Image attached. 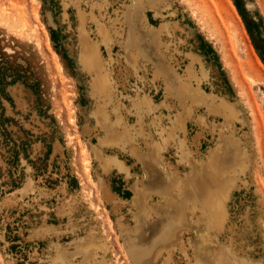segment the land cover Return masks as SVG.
Returning a JSON list of instances; mask_svg holds the SVG:
<instances>
[{
    "label": "rangeland",
    "instance_id": "obj_1",
    "mask_svg": "<svg viewBox=\"0 0 264 264\" xmlns=\"http://www.w3.org/2000/svg\"><path fill=\"white\" fill-rule=\"evenodd\" d=\"M135 1L0 0V264H165L169 255L170 264H206L215 250L264 264V0H143L148 29L124 14ZM128 16L146 50L136 64ZM82 31L98 49L95 67L82 62ZM156 31L172 56L167 74L150 47ZM102 72L106 95L93 85ZM177 74L199 89L196 102L180 93ZM221 101L233 114L213 111ZM237 148L244 165L228 174L227 220L207 230L211 219L193 209L184 180L213 151ZM112 155L128 172L105 166ZM166 174L176 181L169 194ZM180 208L187 224L172 222Z\"/></svg>",
    "mask_w": 264,
    "mask_h": 264
},
{
    "label": "bare ground",
    "instance_id": "obj_2",
    "mask_svg": "<svg viewBox=\"0 0 264 264\" xmlns=\"http://www.w3.org/2000/svg\"><path fill=\"white\" fill-rule=\"evenodd\" d=\"M142 1L143 0H136L135 1V6H134V8L132 9V10H130L129 12H124V14L126 15L127 13V15H130L131 17H133V19H134V21H135V17H136V19L138 18L139 20V25H146V24H142L143 23V21H144V17H142L141 15H140V12H142V10H143V5H142ZM161 1L162 0H149V2L151 3V5H153V6H158V4L159 3H161ZM93 5H97V6H99V7H101L100 5L101 4H99V2H94V4ZM92 5V6H93ZM103 5V4H102ZM96 7V6H95ZM101 9H103V8H101ZM123 10V9H122ZM82 11V10H81ZM101 11V10H100ZM121 11V10H120ZM83 13V12H82ZM82 13H80L81 15H83ZM100 13V12H99ZM67 14V13H66ZM123 13H122V15H124ZM144 14V13H143ZM157 14H158V12H157ZM92 15V14H91ZM94 15V14H93ZM92 15V16H93ZM145 15V17H146V14H144ZM104 16V15H103ZM106 16V15H105ZM104 16V17H105ZM130 16H128L127 18H129ZM101 17V16H100ZM130 17V22H132L131 23V25L133 24V23H138V21H135V22H133V21H131V18ZM94 18V17H93ZM110 18V17H109ZM108 18V19H109ZM126 18V17H125ZM102 19V18H101ZM112 19V18H111ZM120 19V18H119ZM132 19V20H133ZM100 21V20H99ZM123 21V20H122ZM146 21V20H145ZM144 21V22H145ZM98 23V22H97ZM103 23V22H102ZM102 23H98V32H99V34H100V36H102L103 38H104V40L105 39H107V37L109 36V31H111V30H109V28H108V26H106V25H104V24H102ZM114 23V22H113ZM135 23V24H136ZM146 23V22H145ZM121 24V23H120ZM126 24V23H125ZM131 25H130V28H131ZM138 25V26H139ZM167 24H164L163 26H161L162 28V30L163 29H167V27L168 26H166ZM133 26V25H132ZM149 26V25H148ZM147 25L146 26H142V28L143 29H148V28H145V27H148ZM97 27V26H96ZM119 28V27H118ZM118 28H116V29H114V31L115 32H117V33H119V29ZM120 28H121V26H120ZM134 28H137V24H136V26L135 27H133V29H132V31H130V37L128 38V40H127V47H128V49L130 50V49H133L132 51H130L129 52V56L130 57H132V58H134V59H132L133 61L135 60V64H136V57H137V55L136 54H138V55H143L144 57H145V52H146V50H145V48H144V50H145V52H142V47H143V45H142V43H141V38H139L138 36H136V32L134 31ZM152 28V27H151ZM111 29V28H110ZM131 30V29H130ZM138 30V29H137ZM152 30V29H151ZM155 30V29H154ZM158 30V29H157ZM161 30V31H162ZM113 31V32H114ZM125 31H126V29H125ZM86 31H82L81 32V38H82V46H83V54H82V62H84V64H85V66L86 67H88V68H91V67H93L95 64H98V63H100L99 61H100V59L98 58V51H96V50H98V49H96L95 47H96V45L95 44H93L92 42L90 43V42H87V37H86V33H85ZM153 32V31H152ZM152 32H150V33H152ZM155 32V31H154ZM121 33H123L122 31H121ZM120 33V34H121ZM141 33V32H140ZM88 34V33H87ZM155 36H154V40L152 41V42H150L153 46H150L151 48H153L154 49V51H156V53L161 57V59L160 60H158V62H157V64H158V66L159 67H162V68H164L165 70H163L164 72H166V74L167 73H170V72H172V69H171V67H170V65H169V63L167 62V60L165 59V57H164V54H163V47L166 45L165 43H167V42H163L162 40H161V38H160V32L158 31H156V34L155 33H153ZM152 35V34H151ZM89 36V35H88ZM101 37V38H102ZM145 37V36H144ZM100 38V39H101ZM124 38V37H123ZM148 38H150V37H148ZM147 38V39H148ZM90 39V38H89ZM115 39V38H114ZM149 40V39H148ZM98 41V40H97ZM146 42V41H145ZM105 43H107V42H105ZM110 43V42H109ZM119 43H120V41H119ZM97 45H98V43H96ZM145 44V43H144ZM104 45H106V44H104ZM145 46V45H144ZM148 46H149V44H148ZM98 47V46H97ZM110 47V46H109ZM111 48V47H110ZM107 49V48H106ZM109 49V48H108ZM100 50V49H99ZM108 51V50H107ZM148 53V52H147ZM102 54V53H101ZM109 54V53H108ZM127 54V53H126ZM149 54V53H148ZM100 55V54H99ZM110 56V55H109ZM110 58V57H109ZM102 59V58H101ZM105 59V58H104ZM114 59V58H113ZM127 59H129V58H127ZM152 59V58H151ZM108 60V59H107ZM140 60V59H139ZM142 60V59H141ZM106 61V60H105ZM105 61H103V63L105 62ZM131 61V60H130ZM145 61V60H144ZM143 61V62H144ZM147 61V60H146ZM148 62V61H147ZM102 63V62H101ZM108 63V62H107ZM142 63V62H141ZM151 63V62H150ZM131 65V64H130ZM98 67H101V66H99V65H97ZM96 66V67H97ZM103 66V65H102ZM112 66V65H111ZM95 67V66H94ZM108 67V66H107ZM147 67V66H146ZM149 67V66H148ZM145 68V67H144ZM94 69V68H93ZM96 71V70H95ZM98 71H100L99 69H98ZM106 71H107V69H106ZM122 71V70H121ZM155 72H156V70H154ZM162 71V72H163ZM97 72V71H96ZM101 72V71H100ZM111 72V71H110ZM103 73V72H102ZM100 73V75H99V78H98V74L96 75L97 76V78L95 79L96 81H95V84H93V85H95V88L97 89H99L100 91H102L103 92V94H105L106 92H105V87H107V83L109 82V81H107L108 80V74L107 73ZM109 73V72H108ZM123 73V72H122ZM157 73V75L156 76H160V73H158V72H156ZM154 74V73H153ZM161 74H163V73H161ZM188 74L190 75V76H192V77H195V78H197L198 77V73L192 68V66H191V64L188 66ZM112 76V75H111ZM123 78V77H122ZM111 79H112V77H111ZM113 81V80H112ZM175 81H176V84L178 85V87H179V89H180V93H185V94H188V96L191 98V100H194L195 102H196V99H198V97H196V95H200V91H199V89L196 87V85H194L193 84V82H188V81H185L184 80V78H182L181 77V75H178L177 74V76L175 75ZM117 83V82H116ZM173 83V82H172ZM170 85H173V84H170ZM177 87V88H178ZM109 88V87H108ZM174 87H172V89H173ZM175 89V88H174ZM109 90V89H108ZM168 90H170V88L168 89ZM178 90V89H177ZM115 91V90H114ZM175 91H176V89H175ZM105 92V93H104ZM121 92V91H120ZM116 94H117V92H115ZM170 93H172L171 91H170ZM107 94V93H106ZM105 94V95H106ZM121 94V93H120ZM202 94V93H201ZM178 95V93L176 94V96ZM118 96V95H117ZM123 96V95H122ZM144 96H146V95H144ZM147 97V96H146ZM143 98V99H141V101H140V103H142V101L144 102V104L146 103V104H148L149 106H151L152 107V105H150V104H153L152 103V101L151 100H149L148 99V97L147 98ZM187 97V96H186ZM188 97V98H189ZM200 97V96H199ZM206 97V96H205ZM213 97V96H212ZM214 97H216V96H214ZM120 98V97H119ZM108 99V98H107ZM187 99V98H186ZM118 100V99H117ZM140 100V99H139ZM119 101V100H118ZM116 102V101H115ZM121 102V101H120ZM119 102V103H120ZM111 103H113V102H111ZM118 103V104H119ZM124 104V103H123ZM212 106H213V104H215V98H212V103H210ZM217 105V106H216ZM216 105H214V106H216V110H213V111H219V109L225 114V115H227V116H230L231 114H233V112H234V108H232L228 103H226V102H223V101H221L219 104H216ZM101 106V105H100ZM103 107V106H102ZM102 107H100L99 108V110H98V112H103V108ZM154 107V106H153ZM116 108V107H115ZM187 108V107H186ZM210 108V107H209ZM214 108V107H213ZM116 109H118V108H116ZM153 109V108H152ZM120 110V109H119ZM121 111V110H120ZM187 111V110H186ZM108 114V113H107ZM97 115H99V117H100V115H102V114H97ZM123 116V115H122ZM102 117V116H101ZM105 119V118H104ZM122 119H123V117H122ZM102 121V120H101ZM123 121H124V119H123ZM181 122H182V120H180ZM104 122V121H103ZM109 124V123H108ZM117 124V123H116ZM115 124V125H116ZM119 124H121V123H119ZM125 124V123H124ZM111 125V124H110ZM114 125V124H113ZM127 125V124H126ZM122 126V125H121ZM125 126V125H124ZM110 128V127H109ZM174 128V127H173ZM124 129H125V127H124ZM112 130V129H111ZM113 132V131H112ZM108 133V132H107ZM110 134V133H109ZM112 134V133H111ZM114 134V133H113ZM113 134H112V136H113ZM125 134V133H124ZM114 135H116V134H114ZM220 135H221V133H220ZM125 136V135H124ZM129 136V135H128ZM109 137H111V135L109 136ZM106 138H108V137H106ZM220 138H221V136H220ZM107 140V139H106ZM130 140V139H129ZM111 141H116L117 143H119L120 144V142L121 143H127V139H125V140H123V139H121V140H117V138H115V140H112L111 139ZM181 144L183 145V146H185L186 144L184 143V141H182L181 142ZM161 142L160 143H156L155 144V146H156V148H155V151L157 150H159L158 149V147H160L161 148ZM152 148H153V146H152ZM188 148V147H187ZM197 149V148H196ZM162 150V149H161ZM187 150V149H186ZM188 150H189V148H188ZM156 151V152H157ZM184 152V151H183ZM189 152V151H188ZM192 152V151H191ZM185 153V152H184ZM158 154H159V152H158ZM187 155V154H186ZM191 155V154H190ZM162 156V155H161ZM188 156V155H187ZM243 156H244V153L242 152V150L240 149V148H237L236 150H233V151H231V152H229V153H225V152H222V153H218L217 151H213V153L209 156V159L208 160H206V161H202L201 160V163H195L194 164V166H193V169H192V172H191V174H190V176H188L187 177V179L186 180H184L185 181V183H186V185H187V192H188V195L187 196H189V201L192 203V205H193V209L194 208H196L197 206L198 207H200L202 210H204L205 211V213H206V215H207V217H210V219L211 220H208L207 222H206V226H205V228L207 229V230H210L212 227H211V224L212 223H214L215 225L217 224V226L218 225H223V224H225V222H226V220H227V212H226V209H225V201H226V199H228L227 198V195L229 194L228 193V191H229V188L231 187V184L233 183L232 182V177L230 176H228V174L230 173V172H233V171H235L236 170V168L238 167V166H243L244 165V161H243ZM99 157H100V155H99ZM189 157V156H188ZM196 158V157H195ZM154 159H156L157 161H159L161 158H160V156H156V154H154ZM196 161H197V159H196ZM199 161V160H198ZM103 162H105V166H108L109 164H116L119 168H121V169H124L126 172H128V167H126L125 166V164H124V162L123 161H120L119 160V158L117 157V156H110V157H106V158H104V161ZM171 163V162H170ZM172 165V164H171ZM128 166V165H127ZM167 166V165H166ZM203 168L202 169V172L201 171H199V170H197L198 168ZM167 168V167H166ZM166 171V170H165ZM166 173V172H165ZM176 173V172H175ZM167 175V174H166ZM164 176L165 177V179L166 180H168L165 184H164V192L166 193V194H169L174 188H175V186H176V181L175 180H173L172 179V177H171V179L169 180L168 178H169V174L167 175V176ZM173 176V175H172ZM174 177H176V176H174ZM180 177V176H179ZM179 179V178H178ZM165 180V181H166ZM180 180V179H179ZM157 183V182H156ZM167 188H168V191H167ZM155 191V190H154ZM145 193H146V190H143L142 191V193H140V196H141V199H140V209H141V216H144V217H146V214L148 215L149 213H148V211H149V209H150V205L148 206L147 204H146V202H145V198L147 197V196H145ZM150 194V193H149ZM161 194V193H160ZM174 195V194H173ZM177 195V194H176ZM186 195V194H185ZM186 196V197H187ZM229 196V195H228ZM181 197V196H180ZM172 199L171 200H174V198L176 199V201H177V198L175 197V195H174V197H171ZM184 198V197H183ZM147 200V199H146ZM182 200H184V199H182ZM148 201V200H147ZM176 201H175V203H176ZM180 201V198L178 199V202L177 203H179L180 205H181V202H179ZM172 202V201H171ZM183 202V201H182ZM148 203V202H147ZM173 203V202H172ZM174 203V204H175ZM178 204H176V206H177ZM227 205V204H226ZM152 206V205H151ZM156 206V205H155ZM190 206H191V204H190ZM173 207H175V205L173 206ZM179 207H181V206H179ZM178 207V208H179ZM186 207H188V206H186ZM185 207V208H186ZM152 208V207H151ZM171 209H172V206L170 207ZM199 208V209H200ZM156 209V208H155ZM188 209H189V207H188ZM193 209H191V210H193ZM183 210V209H182ZM152 212V211H151ZM181 212V208L178 210V217L176 218L177 220L176 221H172V222H174V223H178L179 225L180 224H182L184 221L186 222L187 221V219L186 218H184L183 217V215H182V213H180ZM185 212H187V211H185ZM192 213V212H191ZM194 213V212H193ZM187 214V213H186ZM189 220V219H188ZM210 221H212V223H210ZM160 222V221H159ZM171 222V223H172ZM184 222V223H185ZM188 222V221H187ZM190 222V221H189ZM164 223H166V222H164ZM170 223V222H169ZM162 224V223H161ZM173 224V223H172ZM185 224H187V223H185ZM189 225V224H188ZM187 226V225H186ZM186 226L184 227V229L186 228ZM214 226V225H213ZM187 227H189V226H187ZM169 229V226L167 225V228L165 227V230L163 231V233L161 234V235H158V236H156L155 237V241H161V240H163L164 239V237H165V235L167 234V230ZM181 229V228H180ZM180 229H178L179 231H180ZM182 230H183V228H182ZM190 230V229H189ZM177 232V231H176ZM157 233H158V231H157ZM156 233V234H157ZM155 234V235H156ZM172 235V234H171ZM170 235V236H171ZM180 235V234H179ZM176 236V235H175ZM205 236H207V235H205ZM173 238V237H172ZM209 240H210V237H209ZM190 241H191V239H190ZM211 241V240H210ZM169 242V241H168ZM168 242H166V243H168ZM217 242V241H216ZM193 243V242H192ZM191 243V244H192ZM179 244V243H178ZM213 244V243H212ZM144 244H142L141 246H140V248L139 249H141V248H143L144 246H143ZM165 245V244H164ZM207 244H205V246H206ZM216 245V244H215ZM159 246V245H158ZM213 246V245H212ZM221 246V245H220ZM223 246V245H222ZM160 247V246H159ZM215 247H217V246H215ZM88 248V247H87ZM157 248V247H156ZM218 248H219V246H218ZM224 248V247H223ZM217 249V248H216ZM226 249V248H225ZM170 250H172V249H170ZM168 251V250H167ZM153 252H155V251H153ZM165 252V251H164ZM216 252V250L214 251V253L212 254V253H207L206 255H203L204 256V260H205V262H206V264H223V263H225V264H237V262H242L243 264H252L251 262H249L248 260H246V259H242V260H240V261H237V262H235L234 263V261L235 260H231V259H227L228 258V256L226 255H224L225 253L222 251V250H219L217 253H215ZM232 252V251H231ZM218 253H219V255H218ZM168 254V253H167ZM216 254V255H215ZM229 254V253H228ZM147 254H145L144 256H143V258L146 256ZM170 256V255H169ZM165 257L166 258V261H165V264H170V263H172V260H171V258L170 257ZM53 258H55V257H53ZM201 259V258H200ZM237 260H239L238 259V257L236 258ZM152 260V259H151ZM158 260V259H157ZM202 261V260H201ZM57 262H58V260H57ZM151 263V262H150ZM201 263V262H200ZM195 264V263H194ZM202 264V263H201Z\"/></svg>",
    "mask_w": 264,
    "mask_h": 264
},
{
    "label": "crops",
    "instance_id": "obj_3",
    "mask_svg": "<svg viewBox=\"0 0 264 264\" xmlns=\"http://www.w3.org/2000/svg\"><path fill=\"white\" fill-rule=\"evenodd\" d=\"M157 32H158V31H157ZM163 54H164V57L166 56L165 58L167 59V61L170 60L171 57H172V56H170L169 54L165 53V51H164Z\"/></svg>",
    "mask_w": 264,
    "mask_h": 264
}]
</instances>
